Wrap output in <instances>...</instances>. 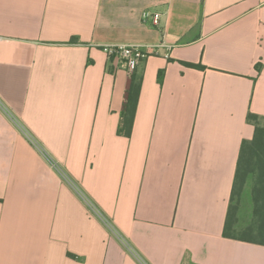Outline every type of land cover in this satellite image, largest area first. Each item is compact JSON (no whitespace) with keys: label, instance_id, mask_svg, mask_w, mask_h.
Listing matches in <instances>:
<instances>
[{"label":"crops","instance_id":"crops-1","mask_svg":"<svg viewBox=\"0 0 264 264\" xmlns=\"http://www.w3.org/2000/svg\"><path fill=\"white\" fill-rule=\"evenodd\" d=\"M120 44H163L130 137ZM0 99V264H264L224 236L264 115V0H0Z\"/></svg>","mask_w":264,"mask_h":264},{"label":"trees","instance_id":"trees-1","mask_svg":"<svg viewBox=\"0 0 264 264\" xmlns=\"http://www.w3.org/2000/svg\"><path fill=\"white\" fill-rule=\"evenodd\" d=\"M184 63L197 68L205 67L200 63ZM261 67L260 63L257 64L259 71ZM131 77L119 125V133L128 137L133 132L143 81L138 68ZM162 77L163 70L159 73V79L162 80ZM248 121L255 126V132L251 139H244L241 144L224 236L264 245V115L249 112ZM249 182L252 183L253 218L242 225L239 218L240 199Z\"/></svg>","mask_w":264,"mask_h":264},{"label":"built area","instance_id":"built-area-1","mask_svg":"<svg viewBox=\"0 0 264 264\" xmlns=\"http://www.w3.org/2000/svg\"><path fill=\"white\" fill-rule=\"evenodd\" d=\"M149 16V14H146ZM160 17V13H155L153 15L154 22L158 23ZM163 44L159 45H150L149 47H144L142 45H127V44H120V45H110L106 47L107 54L111 57L114 61H116L117 67L124 68L129 75H132L134 71L138 68L141 61L149 57L151 54L158 53L160 47ZM0 107L5 110V112L13 119L15 117L12 115L11 111L0 99ZM16 120V119H15ZM19 124L20 129L23 131L25 136L29 139V141L48 159V161L55 167L59 172L65 177L66 180L70 181V178L67 174L63 171L61 166L55 161L43 147V145L36 139V137L22 124ZM87 203L89 205L90 210L95 213L97 216L101 217L109 226L111 223L108 219L104 216L101 212L99 207L94 204L93 202L87 199ZM146 264V263H145Z\"/></svg>","mask_w":264,"mask_h":264},{"label":"rangeland","instance_id":"rangeland-1","mask_svg":"<svg viewBox=\"0 0 264 264\" xmlns=\"http://www.w3.org/2000/svg\"><path fill=\"white\" fill-rule=\"evenodd\" d=\"M252 184L246 188L242 199H240L241 210L239 213L240 222L242 225L250 222L253 218V200L251 193Z\"/></svg>","mask_w":264,"mask_h":264}]
</instances>
